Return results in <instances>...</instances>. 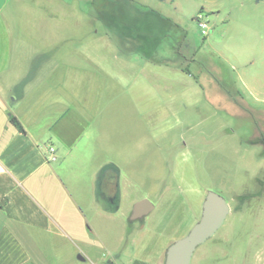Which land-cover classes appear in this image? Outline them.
Returning <instances> with one entry per match:
<instances>
[{"label": "rangeland", "instance_id": "rangeland-1", "mask_svg": "<svg viewBox=\"0 0 264 264\" xmlns=\"http://www.w3.org/2000/svg\"><path fill=\"white\" fill-rule=\"evenodd\" d=\"M9 1L13 31L59 37V55L43 63L81 65L69 72L75 107L97 115L100 146L72 166L68 188L83 202L106 165L123 194L116 213L74 227L71 258L93 264L94 246L112 254L124 242L157 255L189 232L212 191L230 213L191 264H263L264 0ZM140 199L154 209L125 240Z\"/></svg>", "mask_w": 264, "mask_h": 264}, {"label": "crops", "instance_id": "crops-1", "mask_svg": "<svg viewBox=\"0 0 264 264\" xmlns=\"http://www.w3.org/2000/svg\"><path fill=\"white\" fill-rule=\"evenodd\" d=\"M9 4L0 0V264H85L66 250L75 242L71 232L78 223L112 215L94 202L96 178L106 165L83 202L67 182L72 166L89 164L91 150L101 143L97 115L86 116L85 105L75 107L76 78L69 72L80 64L74 58L62 66L43 63L59 55V37L16 33ZM58 67L66 73L59 76ZM80 78L78 86L90 83ZM94 247L96 264L103 256L101 246Z\"/></svg>", "mask_w": 264, "mask_h": 264}, {"label": "water", "instance_id": "water-1", "mask_svg": "<svg viewBox=\"0 0 264 264\" xmlns=\"http://www.w3.org/2000/svg\"><path fill=\"white\" fill-rule=\"evenodd\" d=\"M118 176L114 175L117 186ZM154 205L148 199H140L132 205V217H141L150 213ZM229 205L225 198L216 192L209 191L202 203L201 216L189 232L170 244L166 250L164 264H191L196 249L211 239L222 227L228 214ZM82 260V258L79 257Z\"/></svg>", "mask_w": 264, "mask_h": 264}, {"label": "flooded vegetation", "instance_id": "flooded-vegetation-1", "mask_svg": "<svg viewBox=\"0 0 264 264\" xmlns=\"http://www.w3.org/2000/svg\"><path fill=\"white\" fill-rule=\"evenodd\" d=\"M115 172L116 169L114 167L104 168L95 182L94 202L102 209L106 210V212L111 214H114L119 210L118 204L120 201V190L117 186H115L114 183V175L116 174ZM131 212L132 207L126 220L127 228L124 233L125 240H127L134 223L139 222L140 224H143V219L151 213L150 212L145 216L135 218L131 216ZM124 243V247L120 248L115 253L110 254L105 252L102 255L103 258L99 264H164L165 262L167 249L158 252L157 255H155L156 253L150 254V252L146 249L145 253L143 252L140 254L138 245L135 246L134 244L136 242Z\"/></svg>", "mask_w": 264, "mask_h": 264}, {"label": "trees", "instance_id": "trees-1", "mask_svg": "<svg viewBox=\"0 0 264 264\" xmlns=\"http://www.w3.org/2000/svg\"><path fill=\"white\" fill-rule=\"evenodd\" d=\"M158 1H165V0H158ZM10 123H11L16 129H18V131H20L21 133H25L24 129L22 128V126L20 125V123L17 121L16 118L11 117V118H10Z\"/></svg>", "mask_w": 264, "mask_h": 264}, {"label": "built area", "instance_id": "built-area-1", "mask_svg": "<svg viewBox=\"0 0 264 264\" xmlns=\"http://www.w3.org/2000/svg\"><path fill=\"white\" fill-rule=\"evenodd\" d=\"M198 24H199V27L201 29L202 34L205 35L206 34L205 30L207 28V23L206 22H199ZM48 151H49L50 154L54 153V149L52 147H50Z\"/></svg>", "mask_w": 264, "mask_h": 264}]
</instances>
